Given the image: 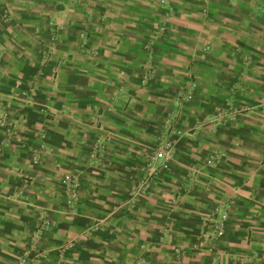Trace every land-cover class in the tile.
<instances>
[{"label":"crops","instance_id":"1","mask_svg":"<svg viewBox=\"0 0 264 264\" xmlns=\"http://www.w3.org/2000/svg\"><path fill=\"white\" fill-rule=\"evenodd\" d=\"M0 71L15 125L0 128V264L30 247L44 264H264V0H0ZM239 81L243 117L223 123ZM168 114L184 134L133 199ZM67 174L81 182L74 209ZM226 204L214 249L193 248ZM43 212L54 228L40 232Z\"/></svg>","mask_w":264,"mask_h":264},{"label":"built area","instance_id":"2","mask_svg":"<svg viewBox=\"0 0 264 264\" xmlns=\"http://www.w3.org/2000/svg\"><path fill=\"white\" fill-rule=\"evenodd\" d=\"M47 26V35H48V43L45 46V51L51 53L54 51V48L59 40L60 35V26L54 21L50 20ZM165 27H162L164 30ZM87 37V33L84 34ZM148 62V61H147ZM146 62V63H147ZM144 65V77L143 83H147L149 73L151 71V67ZM147 68V69H146ZM0 75L2 72L0 71ZM4 104H0V128L4 129L6 133L13 136L15 133V125L12 119V111L5 107ZM95 119H99V115L95 116ZM182 135V131L171 129L170 125L164 131L161 136L157 147L149 154L146 163L142 167V176L139 181L138 187L132 192V198L135 199L138 195L144 192L151 184L154 176L160 173L163 169L167 167L171 163L175 154V139L174 137H179ZM101 147L99 146V142H97L94 146V154L93 157L97 156V151H99ZM223 154L220 152L212 153L208 156V163L214 164L218 163ZM35 159V163H36ZM40 178L39 172H34L33 176H25L22 180V184L19 188V195H23L25 188L28 184L31 183L34 179ZM62 183L66 187V204L69 209H74L79 203V188L81 186V182L79 178L75 174H67L62 177ZM230 204H226L224 208L221 206H217L211 218L207 219L205 222V230L202 233L201 237L193 242L192 247L195 249H204L212 251L217 240L224 234L228 227L229 223V208ZM44 213V215H43ZM39 218L40 221V232L46 230H52L54 228V223L52 217L48 216L47 212H43ZM41 237L40 235L34 236L32 239L37 241ZM68 249V246H64L61 248V254H63ZM181 253V251H179ZM45 255L43 252L37 250L36 247L28 248L25 253L20 257L17 264H44L45 263Z\"/></svg>","mask_w":264,"mask_h":264},{"label":"rangeland","instance_id":"3","mask_svg":"<svg viewBox=\"0 0 264 264\" xmlns=\"http://www.w3.org/2000/svg\"><path fill=\"white\" fill-rule=\"evenodd\" d=\"M161 1V0H160ZM164 1V0H163ZM150 57V54L148 55ZM147 62V61H146ZM145 63V62H144ZM143 69H144V66H143ZM154 70V67H151V72H153ZM244 70V69H243ZM144 75V74H143ZM144 77V76H143ZM148 83V81H147ZM147 83H143V85H147ZM193 86L196 87L195 84H193ZM245 87H246V82H237L236 83V87L233 88L236 93V96L234 95L232 97V99L230 98L229 100H227V102H223V106L218 110V113L220 114L221 116V120L222 122H227L228 118L226 116V114H230L232 112V114H234V120L235 121H239L240 118L243 117V115L241 113H244L245 109H246V106L243 105L241 101V99L244 97V94H243V91L245 90ZM183 89V88H182ZM180 89L178 91V93H182L183 94V90ZM195 90V89H194ZM180 94L178 95L176 93V96L179 97V100L178 102H182V101H187V102H191V101H197V100H194L195 99V95L193 92H187L186 94ZM194 97V98H193ZM170 111V110H168ZM170 113V112H169ZM220 116L218 118H220ZM174 117L173 115H170L168 114L165 118H164V122H165V126H164V129L162 128L160 130V137H159V140L161 138V136L163 135L164 131L168 128V126L170 125V128L171 129H176L178 130L177 128H174ZM163 122V123H164ZM182 131V130H180ZM184 134V132L182 131V135ZM181 135V136H182ZM180 137V136H179ZM177 137H174V139H176Z\"/></svg>","mask_w":264,"mask_h":264}]
</instances>
